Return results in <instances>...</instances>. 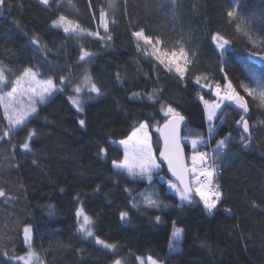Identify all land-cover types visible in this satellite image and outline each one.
<instances>
[{"label": "trees", "instance_id": "16d2710c", "mask_svg": "<svg viewBox=\"0 0 264 264\" xmlns=\"http://www.w3.org/2000/svg\"><path fill=\"white\" fill-rule=\"evenodd\" d=\"M237 1V17L230 19L234 0H50L48 5L4 0L0 65L11 69L10 78L36 69L61 90L37 105L26 126L7 136L0 108V190L5 192L0 197V264H19L14 258L26 251V225L32 227L33 249L45 264H114L117 259L137 264L138 256L161 264H264V107L241 87L264 85V63L251 56L264 54V0ZM102 9L109 20L107 33L100 23ZM61 15L87 32L65 33L54 26ZM141 29L168 48L183 45L191 60L183 77L160 65L142 41L137 47L133 33ZM97 31L104 39L87 34ZM217 33L229 42L226 50L214 43ZM249 37L257 41L255 46ZM82 48L92 53L83 61ZM85 71L100 93L85 94L79 111L68 96ZM225 77L245 97L249 111L225 103L211 124L216 146L230 139L222 153L216 151L223 197L209 212L195 192L188 203L181 202L161 179L168 176L158 159L157 128L170 117L165 115L169 106L184 116L182 143L189 163L187 127L207 135L200 97L212 98L211 91L224 85ZM241 115L253 126L247 146L240 140L245 135L237 123ZM141 123L149 126L161 164L151 180L112 165L123 156L113 140ZM31 130L36 135L31 151L24 153H38L45 172H38L39 182L26 192L15 152L23 153ZM146 198L155 204L148 206ZM79 206L92 220L94 238L78 231ZM122 212L127 213L123 219ZM173 224L183 237L178 249L167 252ZM96 237L116 248H104Z\"/></svg>", "mask_w": 264, "mask_h": 264}, {"label": "snow or ice", "instance_id": "6c2138e0", "mask_svg": "<svg viewBox=\"0 0 264 264\" xmlns=\"http://www.w3.org/2000/svg\"><path fill=\"white\" fill-rule=\"evenodd\" d=\"M50 0H40V3L48 5ZM71 2V0H69ZM4 4V0H0V5ZM111 6V3L110 5ZM227 16L232 19L237 17L236 10H230L227 12ZM100 23L104 28V31L108 32L109 20L107 18V13L102 9L100 11ZM54 26L62 27L65 33H85L86 29L82 28L80 24L68 19L67 17L61 15L56 21L53 22ZM237 30L241 31L239 25H237ZM88 35L97 36L100 39L99 32H88ZM248 35L247 32L244 33ZM133 36L137 40V47L140 48V41L143 42L145 46L150 47V55L155 58L160 65H163L168 71L175 70L181 77L184 76L188 65L191 63V60L188 58L187 53L183 45L177 47L173 46L168 48L163 44L159 37L153 38L149 35H146L144 30L141 29L133 33ZM213 40L217 42V46L226 50L225 46L229 43L223 36L219 33L214 35ZM250 38V37H249ZM107 39H111V36H108ZM35 42V41H34ZM179 44V42H177ZM92 53L81 49L80 60H86L90 58ZM178 60H182L183 64L178 63ZM11 72V69L6 70V66L0 65V108L3 109L4 118L7 119L8 125L10 126L8 131L4 132V135H10V130L18 126H26V122L29 117L37 112V105L42 104L48 100L54 92L60 91L61 89L57 88L56 83L52 79L40 80L38 79V73L32 68L24 69L19 75H16L14 79H10L8 73ZM66 78L61 77V81H64ZM197 83L200 82L197 78ZM83 87H87L90 92L100 93V89L92 82L91 77L86 73L83 78ZM241 87L252 97L253 100L258 101L261 107H264V85L258 86L257 89L248 87L247 85L242 84ZM5 89H9L5 91ZM83 88L81 85H77L74 88V92L77 94L75 97H70L71 102L76 106L79 111H83L81 107V98L80 93ZM223 93V94H221ZM134 95H138L134 93ZM215 95L218 97V102H209L203 100V97H200L203 100L205 108L208 112V120H213L216 117L217 110L221 108V104L225 101L234 102V104L243 110L244 113L249 111L248 103L245 100L244 96L233 87L231 82H228L222 89L219 84L215 87ZM27 97V103L24 101V97ZM150 99L152 97H149ZM163 110V109H162ZM166 116H170L163 128H157V131L160 132L161 137L163 138V149L160 151V157L167 162L169 171L172 172L173 176L179 181V187L176 184H173L169 181V186L176 190L180 195L182 200H191L192 193L195 192L196 195L200 197L203 201L205 208L211 212L216 208L217 203L221 200V191L218 184L213 183V179L216 176L217 165L215 163V157H210L208 153L194 151L191 156L190 164L186 161L183 149L180 143L179 137V126L184 121V116L172 107H168L165 112ZM81 126L85 124L84 120L79 122ZM238 124L242 126L243 133L246 135H241V142L247 146L252 137L251 126L248 119H245L244 115L240 116V120L237 121ZM264 123V122H262ZM148 124H140L139 127H135L131 134L125 139L121 140L120 144L124 146V160L121 163H116L113 161V166L116 168L125 169L130 176H141L147 177L149 180L152 179V173L154 170L159 169L160 164L157 163L156 156L153 152L151 136L148 132ZM213 128H209V133L211 134ZM36 135L35 130H31L28 134V140ZM230 137H226L217 142V148L214 151H219L226 147ZM193 149H197L198 142L193 140L192 142ZM24 149H29V144L27 140L22 145ZM101 153H105L104 148L100 149ZM212 160V163H209V160ZM5 192L0 190V197L4 196ZM146 203L148 206H153L155 201L151 198H146ZM77 216H83V222L80 224V231L85 233L86 236H94V232L91 230L92 220L86 214H84L83 209H80L77 212ZM127 216L126 212L121 213V218ZM157 221L160 220V217H156ZM183 230L176 228L173 232V238L178 239ZM25 243L29 245V250L25 256L16 257L23 261V264H43L42 259L39 254L31 248L32 240V230L30 227H25L24 229ZM96 243L103 245L104 248L115 249L116 245L108 244L104 240H101L99 237H96ZM174 245L169 244V247L172 248ZM151 261V258H149ZM114 264H122L120 259L114 261ZM140 264H144V261L141 260ZM151 264H156L155 261H151Z\"/></svg>", "mask_w": 264, "mask_h": 264}, {"label": "rangeland", "instance_id": "374dc122", "mask_svg": "<svg viewBox=\"0 0 264 264\" xmlns=\"http://www.w3.org/2000/svg\"><path fill=\"white\" fill-rule=\"evenodd\" d=\"M234 4H233V10L235 9L236 10V7H237V4H238V1L237 0H234V2H233ZM59 18V17H58ZM57 18V19H58ZM242 31H244L243 29H242ZM250 41H251V44L253 45V46H255L256 44H257V41L254 39V38H250ZM214 43H216V46H217V42L216 41H214ZM228 45V44H227ZM226 45V46H227ZM225 46V47H226ZM217 48L221 51L222 49H220L218 46H217ZM89 52V51H88ZM252 56V58L255 60V61H257V62H262V63H264V54H257V53H255V54H253V55H251ZM178 63H183V61L182 60H178L177 61ZM34 71H36L37 72V70L36 69H33ZM38 73V72H37ZM88 74L89 76H90V73H89V71H85V72H83L79 77H78V79L71 85V93H70V95L68 96L69 97V100H70V97H75L77 94L74 92V88L77 86V85H81L82 86V88H83V90H82V92L79 94L80 95V98H81V107L83 106V103L85 102V94H87V93H95V92H90L89 90H88V88L87 87H83V78H84V76H85V74ZM91 77V76H90ZM15 77H11L10 79H14ZM38 79H40V80H47V79H52V78H43V77H41L40 75H38V77H37ZM53 80V79H52ZM54 81V80H53ZM228 82H231L228 78H226L225 77V81H224V85H222L223 87H222V89L224 88V86L228 83ZM232 83V82H231ZM232 85H233V87L234 88H236L235 87V85L232 83ZM57 88H59L58 86H57ZM253 89H257V87H255V88H253ZM7 90H9V89H5V91H7ZM236 90L240 93V91L236 88ZM55 93V92H54ZM53 93V94H54ZM211 94H212V98H204L203 97V100H207V101H209L210 103L211 102H214V101H217L218 102V97L215 95V89H213L212 91H211ZM221 94H223V93H221ZM240 95H242L241 93H240ZM243 96V95H242ZM245 98V97H244ZM203 100H201V103H202V106H203V110H204V118H205V122H206V128L207 129H209L210 127H211V124H213V122H214V120L216 119V117H217V115H218V113H219V111H220V109L222 108V106L225 104V103H229V104H232V105H234L235 107H237L235 104H234V102H231V101H225L224 103H222L221 104V108L219 109V110H217V113H216V117H214L213 118V120H211V121H209L208 120V112H207V110H206V108H205V105H204V103H203ZM24 101H25V103H27V97L25 96L24 97ZM70 102H71V100H70ZM72 103V102H71ZM72 105L76 108V106L72 103ZM238 108V107H237ZM77 109V108H76ZM238 109H240V108H238ZM78 110V109H77ZM240 110H242V109H240ZM243 111V110H242ZM4 114V113H3ZM5 121H6V124H7V126H6V130L5 131H8L9 130V128H10V126L8 125V121H7V119H5ZM141 124H143V123H141ZM139 127V126H138ZM11 131V130H10ZM148 132H149V130H148ZM186 133L187 134H185V140L188 142V143H190V147H191V151H190V153H189V164H190V162H191V156H192V154H193V152L194 151H198V147H197V149H193V147H192V141L193 140H197V142H198V146H199V144H200V141L202 140V138L204 137V136H201L202 135V131L201 130H196V129H193V128H190V127H187V130H186ZM208 133H209V131H208ZM131 134V133H130ZM129 134V135H130ZM129 135H127L126 137H124V138H121V139H116V140H113V142L115 143V144H117V145H119L121 148H122V150H123V156H122V158H121V160H119V161H115L116 163H121L123 160H124V146L123 145H121L120 144V141L121 140H125ZM149 135H150V132H149ZM211 135V134H210ZM151 136V135H150ZM28 138V136L26 137V139H25V141L27 140V142H28V144H29V149H24L22 146V148H23V153H21V152H19V151H16L15 152V156H16V160H17V163H18V165L20 166V170H21V173H22V177H23V182H24V185H25V187H27V189H26V192H29L31 189H33V187L36 185V183H38L39 182V177H40V175L38 174V172H40V173H42V175H43V173L45 172V167H44V164H43V159L42 158H39V157H37L38 155V153L36 154L33 150H32V154H27V153H24V152H26V151H31V147H30V141L33 139V137L30 139V140H28L27 139ZM33 141V140H32ZM152 141V140H151ZM25 143V142H24ZM23 143V144H24ZM22 144V145H23ZM153 147V146H152ZM153 152H154V150H153ZM33 155V156H32ZM157 159V158H156ZM157 163L158 164H160V162L158 161V159H157ZM25 165H27V166H29L30 167V169H27L26 167H25ZM112 165H113V162H112ZM114 167V166H113ZM115 169H117V170H120V171H124V172H126L127 173V171L125 170V169H121V168H116V167H114ZM161 168V164H160V167H159V169ZM159 169H156V170H154L153 172H157ZM128 174V173H127ZM129 175V174H128ZM154 174L152 173V176H153ZM131 177H133V176H131ZM135 177H139V178H144V179H147L148 180V178L145 176V177H141V176H135ZM159 177H161V176H159ZM161 179H163V181H165L166 182V184H167V186H168V188L170 189V191H172L173 193H175L176 195H177V197L179 198V201H181V202H185V203H188L189 202V200H182L181 199V197H180V195L176 192V190L175 189H173V188H171L170 186H169V181H171L173 184H176V183H174L172 180H170L169 178H162L161 177ZM177 185V184H176ZM198 196V195H197ZM199 197V196H198ZM200 198V197H199ZM203 202V201H202ZM204 204V203H203ZM80 209H82L81 208V206H79L78 208H77V210H76V219H77V228H78V231L84 236V237H87V238H94V236H92V237H88V236H86L85 235V233H83V232H81L79 229H80V224L83 222V216H80V217H78L77 216V212L80 210ZM83 212H84V210H83ZM84 214H86L85 212H84ZM88 216V215H87ZM89 217V216H88ZM25 227H30L31 228V230H32V227L31 226H28V225H26ZM25 227H24V229H25ZM91 230L93 231V228H92V224H91ZM176 228H179V229H181L180 227H178V226H176L175 224H173L172 225V228H171V234H170V239H169V243H168V246H167V252H171V251H174V250H176V249H178L179 248V246H180V241H181V239H182V237H183V232H181V234H180V237L178 238V239H174L173 238V232H174V230L176 229ZM24 229H23V239H24V244H25V246H26V251L24 252V253H22L21 255H19V256H25L26 255V253H27V251L29 250V245L27 244V243H25V235H24ZM39 241H40V245H41V248L43 249V250H45V248H46V246H45V243H44V241H42V238H40L39 237ZM170 243H172L174 246L172 247V248H170L169 247V244ZM108 244H111V243H108ZM31 248L33 249V246H32V240H31ZM34 250V249H33ZM19 256H16V257H19ZM40 256V255H39ZM16 257L14 258V260L15 261H17L19 264H23V261H21V260H19V259H16ZM40 258H41V256H40ZM149 258L150 257H141V256H138L137 257V264H140V262H141V260H143L144 261V264H151V261H155L154 259H152L151 258V261H149ZM42 259V258H41ZM42 261H43V259H42ZM156 262V264H161V263H159V262H157V261H155ZM43 264H45V262L43 261Z\"/></svg>", "mask_w": 264, "mask_h": 264}, {"label": "built area", "instance_id": "2783aa9c", "mask_svg": "<svg viewBox=\"0 0 264 264\" xmlns=\"http://www.w3.org/2000/svg\"><path fill=\"white\" fill-rule=\"evenodd\" d=\"M217 85V84H216ZM215 85V87H216ZM221 86V88L223 87L221 84H219ZM217 146L216 144H214L211 140V135L207 132V135L205 137L202 138V140L200 141V144L198 146V151L199 152H205L208 153L210 157H215V163L217 165V171H216V176L213 179V183L214 184H218L220 186V191H221V198L223 197V193H222V188H221V184L218 181V178L221 174V165L219 163V158L216 156V150ZM223 152V149H220V153ZM209 163H212V160H209Z\"/></svg>", "mask_w": 264, "mask_h": 264}, {"label": "water", "instance_id": "95a60500", "mask_svg": "<svg viewBox=\"0 0 264 264\" xmlns=\"http://www.w3.org/2000/svg\"><path fill=\"white\" fill-rule=\"evenodd\" d=\"M168 119H170V117H168ZM168 119H166V121H167ZM166 121H165V122H166ZM165 122H164L159 128H163V125L165 124ZM184 125H185V119H184V121H183V122L180 124V126H179V133H178V134H179V137H180V143H181V147H182V149H183V154H184V157H185V159H186V154H185V150H184L183 143H182V129H183ZM158 135H159V139H160V146H159V150H158V159H159V161L164 165V167H165V169H166V173H167L168 178H169L170 180H172L174 183H176L177 186L179 187V186H180V185H179V181L176 179L175 176H173L172 172L169 171V169H168V165H167V162L164 161L162 157H160V151L163 149V138L161 137L160 132H158ZM245 135H246V134H245ZM186 161H187V159H186ZM192 194H193V193H192Z\"/></svg>", "mask_w": 264, "mask_h": 264}]
</instances>
